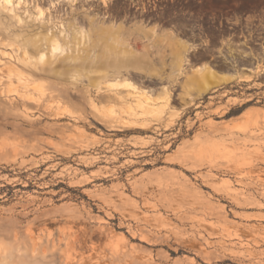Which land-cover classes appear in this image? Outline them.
I'll return each instance as SVG.
<instances>
[{
  "label": "rangeland",
  "instance_id": "rangeland-1",
  "mask_svg": "<svg viewBox=\"0 0 264 264\" xmlns=\"http://www.w3.org/2000/svg\"><path fill=\"white\" fill-rule=\"evenodd\" d=\"M18 2L0 5V264H264V56L199 89L190 45Z\"/></svg>",
  "mask_w": 264,
  "mask_h": 264
},
{
  "label": "flooded vegetation",
  "instance_id": "flooded-vegetation-1",
  "mask_svg": "<svg viewBox=\"0 0 264 264\" xmlns=\"http://www.w3.org/2000/svg\"><path fill=\"white\" fill-rule=\"evenodd\" d=\"M73 4L69 18L87 29L93 22L139 36L171 37L190 45V61L218 74L253 71L264 56V14L232 0H56ZM70 7H66L70 13ZM90 23V24H89ZM86 26V27H85ZM233 46V48H232ZM156 90L160 81L139 79Z\"/></svg>",
  "mask_w": 264,
  "mask_h": 264
},
{
  "label": "bare ground",
  "instance_id": "bare-ground-1",
  "mask_svg": "<svg viewBox=\"0 0 264 264\" xmlns=\"http://www.w3.org/2000/svg\"><path fill=\"white\" fill-rule=\"evenodd\" d=\"M20 1L21 0H19V2H18V4L17 5H19L20 4ZM12 2V0H0V5L2 6V7H4V8H6L7 7V5H10V3ZM58 3V2H57ZM56 3V4H57ZM11 6V5H10ZM67 7H70L71 9H70V12H72L73 11V9H72V6H73V4L71 3L70 5L68 4V5H66ZM16 8H18V7H16ZM21 8V7H20ZM19 9V8H18ZM7 11V10H6ZM38 11V10H37ZM42 11V10H41ZM10 12H12V11H10ZM69 15L71 14V13H68ZM41 17H42V19H43V17L44 16H42V13H41ZM40 19V18H39ZM19 22V21H18ZM47 38V37H46ZM48 39V38H47ZM55 39V38H54ZM50 45H51V42H50ZM63 47H62V45L61 44H59L58 42H55L53 45H52V52L53 53H56V52H58V51H63V49H62ZM50 50V49H49ZM40 55V60L41 61H43V60H45L46 58H47V56L43 53V54H39ZM32 60V59H31ZM26 61H27V59H26ZM47 61V60H46ZM28 62V61H27ZM141 63V59H140V57H138V56H136V55H131V53H129V56L126 58V60L124 61V62H121V61H114L113 62V64H114V70H115V74H116V76L118 77V76H120V74L123 72V71H127V69L128 68H130V66H136L137 64H140ZM184 63H185V66H187V67H189V66H191V63H190V60L187 58V56H186V58H185V60H184ZM121 69H123V71H120ZM196 70L198 71V73H199V80L198 81H196L198 84L196 85L199 89L200 88H203V89H205L206 87H204V86H207V85H209V82H210V79H212V78H214V73H213V71L211 70V69H209L208 68V66L207 65H202V66H198L197 68H196ZM106 72V71H105ZM179 73V72H178ZM108 74H109V72H108ZM225 75H223V77H224ZM227 78V77H226ZM218 80V79H217ZM221 80V79H220ZM225 80V79H224ZM242 80V79H241ZM242 81H244V80H242ZM127 82H130V81H125L124 83L126 84ZM220 82V81H219ZM109 83H112V82H109ZM213 83V82H212ZM116 84V83H115ZM130 84V83H129ZM131 84H132V82H131ZM215 84H217V83H215ZM135 86H133V84L131 85V87H137L136 86V84H134ZM221 85V84H220ZM28 86V85H27ZM26 86V87H27ZM25 87V88H26ZM26 89H28V88H26ZM136 89H138V87L136 88ZM136 89H134V90H136ZM140 89H141V87H140ZM143 89V88H142ZM145 90V89H144ZM208 90V89H207ZM140 91H142V90H140ZM148 91V90H147ZM147 91H145V93L147 92ZM203 91H205V90H203ZM149 93H150V91H149ZM24 94V93H23ZM20 96H21V94H20Z\"/></svg>",
  "mask_w": 264,
  "mask_h": 264
},
{
  "label": "built area",
  "instance_id": "built-area-1",
  "mask_svg": "<svg viewBox=\"0 0 264 264\" xmlns=\"http://www.w3.org/2000/svg\"><path fill=\"white\" fill-rule=\"evenodd\" d=\"M55 3H57V1L56 0H34V6H35V9H37V7H39V8H41V6H44V4H46L47 5V7H43V8H45V9H48L49 11L47 12L48 14H50V13H52V16L53 17H49V19H52V18H55L56 16L58 17V16H62V14H63V11H66V7H64V8H60V10L61 11H59V13H58V15L56 14V12L58 11V9L59 8H57L56 6H54V8L53 7H50V5L51 4H55ZM60 3V2H59ZM61 4V3H60ZM68 16H62V19H60V21H62L63 22V20H64V18H67ZM69 18V17H68ZM58 24H60L61 25V23H58ZM64 26V25H63ZM245 73V72H249V73H251L252 71H241V72H239V73H235V72H232L231 74H229V75H232V74H234V75H239V74H241V73ZM262 75H264V73L263 74H261L260 76H262ZM246 82H244V81H242V80H240V79H238V78H236L234 81H232V82H229V83H227V84H223L222 86H220L218 89H215L214 91H213V93L214 92H217L218 90H223L225 93H227L228 95H231L232 93H234V94H237L238 92H239V90H241L242 89V84H245ZM234 84H236L238 87L237 88H235L234 89V91H231V88H232V85H234ZM226 96V95H225ZM229 97V96H228Z\"/></svg>",
  "mask_w": 264,
  "mask_h": 264
},
{
  "label": "trees",
  "instance_id": "trees-1",
  "mask_svg": "<svg viewBox=\"0 0 264 264\" xmlns=\"http://www.w3.org/2000/svg\"><path fill=\"white\" fill-rule=\"evenodd\" d=\"M240 112H238L237 114H235V115H238ZM231 116V115H230Z\"/></svg>",
  "mask_w": 264,
  "mask_h": 264
}]
</instances>
